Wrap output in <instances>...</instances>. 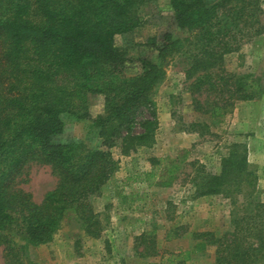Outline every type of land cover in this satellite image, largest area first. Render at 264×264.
<instances>
[{"label": "trees", "instance_id": "obj_1", "mask_svg": "<svg viewBox=\"0 0 264 264\" xmlns=\"http://www.w3.org/2000/svg\"><path fill=\"white\" fill-rule=\"evenodd\" d=\"M147 0H0V247L5 264H34L29 246L51 242L65 224L75 222L91 238L101 235L91 198L117 169L110 149L131 156L155 143L158 121L152 94L177 56L186 61V90L193 110L221 118L238 101L263 94L252 74L215 72L226 54L264 33L260 0H168L171 32L147 39L154 57L129 58L114 38L141 24L139 9ZM135 64L137 71L128 74ZM101 96L103 113L90 117L88 100ZM203 97V99H202ZM89 120L104 150L82 144L53 143L63 131L60 116ZM205 133L204 123L183 126ZM221 159L220 172L192 163L190 183L196 197L229 200L231 230L216 237L194 233L196 248H214V264H264V202L257 197V177L244 144L233 143ZM185 156L152 157L150 168L136 173L140 184L168 187L181 173ZM30 164L48 166L55 187L40 203L18 187ZM182 231L173 237L185 234ZM139 257L156 256L154 231L135 238ZM190 252L174 255L186 264Z\"/></svg>", "mask_w": 264, "mask_h": 264}, {"label": "rangeland", "instance_id": "obj_2", "mask_svg": "<svg viewBox=\"0 0 264 264\" xmlns=\"http://www.w3.org/2000/svg\"><path fill=\"white\" fill-rule=\"evenodd\" d=\"M219 0H204L207 5ZM264 10V0H260ZM172 10L168 0H147L140 7L141 24L130 33L114 38L129 58L154 57L146 46L152 36L171 32L174 38L187 34L171 21ZM264 24V14L260 17ZM186 61L180 56L166 67L165 79L152 94L158 121L155 143L139 149L135 154L121 156L118 147L110 149L117 169L91 198L93 210L101 222V235L91 238L75 222L63 225L51 242L29 246L27 258L34 264H176L174 255L189 251L186 264H214V248H196L201 240L194 233L211 232L216 237L231 230L232 207L222 196L196 197L190 183L192 163L203 165L211 174L220 172L221 159L233 143L244 144L247 161L257 177V197L264 202V33L243 43L237 52L226 54L215 72L252 74L259 78L263 94L252 101H238L221 118L211 119L193 110L191 97L186 90L191 82L185 76ZM137 71L135 64L128 74ZM203 99V97H202ZM90 117L103 113L101 96L88 100ZM63 131L52 139L53 143L82 144L91 150H104L98 130L89 120H79L63 113L60 116ZM190 123L207 125L205 133H186L183 126ZM250 148L252 149L250 151ZM250 151V154H249ZM185 156L178 179L168 187L148 186L136 180V173L150 168L152 157L176 158ZM18 187L31 194L40 203L44 195L56 185V177L48 166L30 164ZM186 231L180 237H173ZM154 231L158 255L139 257L142 250L136 237ZM0 264H5L0 247Z\"/></svg>", "mask_w": 264, "mask_h": 264}, {"label": "crops", "instance_id": "obj_3", "mask_svg": "<svg viewBox=\"0 0 264 264\" xmlns=\"http://www.w3.org/2000/svg\"><path fill=\"white\" fill-rule=\"evenodd\" d=\"M252 149L250 148V151H251ZM250 151H249V154H250Z\"/></svg>", "mask_w": 264, "mask_h": 264}]
</instances>
